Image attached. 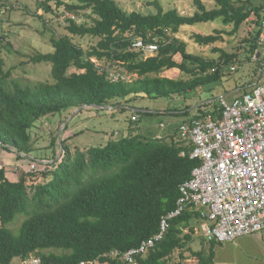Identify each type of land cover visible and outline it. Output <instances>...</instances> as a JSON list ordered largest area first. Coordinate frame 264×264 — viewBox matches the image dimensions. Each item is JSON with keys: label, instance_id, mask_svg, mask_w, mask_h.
I'll use <instances>...</instances> for the list:
<instances>
[{"label": "trees", "instance_id": "trees-1", "mask_svg": "<svg viewBox=\"0 0 264 264\" xmlns=\"http://www.w3.org/2000/svg\"><path fill=\"white\" fill-rule=\"evenodd\" d=\"M209 1L213 4L210 9L201 0H193L195 12L183 16L176 9L163 10L158 2L154 3L156 13L144 15L125 12L115 0H77L76 4L63 7L64 12L73 15V19L63 21L68 35L57 36L45 18L51 12L49 0H38L32 14L42 23L40 35L50 34L54 52L37 53L31 60L34 64L49 63L53 82L23 87L11 78L10 71H3L4 60L0 55V148L10 152L4 146L8 145L29 156L32 152L29 131L35 122L63 112L69 115L83 105L109 106L125 112L127 107L135 108L132 104L139 98L186 100L193 92H211V86L221 82L223 68L233 63L236 55L219 48L212 50L219 54L216 60L190 53L188 44L180 40V31L183 27L217 21L224 27H232L230 34H235L254 16L258 31L252 43L257 51L264 22V0L259 6L251 0ZM60 6L57 2V7ZM1 8L6 12L0 21L9 18L15 7L0 0ZM24 9L31 13L28 7ZM63 11H57V18ZM88 11L95 16L91 25L84 20ZM214 33L194 35L193 44L207 47L220 42L224 32ZM86 36L99 41L88 50L73 42L72 38ZM5 40L0 36V43ZM136 40L157 44V52L145 56L134 49ZM9 47L12 48L10 43ZM177 55L181 57L179 63L174 59ZM99 62L109 66H100ZM173 69L179 70L182 78L160 77ZM113 74L119 78L113 80ZM128 75L136 78L121 79ZM211 99L206 97L205 103L195 107L197 113L193 115L189 105L172 110L171 115L183 119L173 130L172 126L168 128L164 138H157L156 133L152 138L145 137L147 128L132 132L134 127L130 124L126 136L111 139L101 147L72 151L68 144L70 136L62 139L63 153L56 160L60 145L57 137L51 135L52 157L40 161V164L46 161L49 167L25 172L18 181L8 180L5 169L0 168V264H11L15 259L20 264L30 255L39 256L44 264H130L123 256L159 232L161 218L176 208L180 186L200 165L199 160L190 158L194 146L181 138L179 131L195 119L214 116L220 103L216 106ZM136 113L142 115L134 112L133 123L138 119ZM67 129L68 124L63 132ZM18 214H24L25 219L15 235L6 226ZM206 221L204 208H188L169 221L166 233L153 248L145 254L133 255L132 264H185L186 253L196 258L198 264H213V249L219 243L203 238L210 244L206 255L190 247L194 223L200 227ZM175 251L179 252L178 261L171 262Z\"/></svg>", "mask_w": 264, "mask_h": 264}, {"label": "rangeland", "instance_id": "rangeland-1", "mask_svg": "<svg viewBox=\"0 0 264 264\" xmlns=\"http://www.w3.org/2000/svg\"><path fill=\"white\" fill-rule=\"evenodd\" d=\"M8 4L13 5L14 11L11 16L6 17L0 21V36L6 38L5 41L0 43V55L4 60L3 71H10L11 78L17 81L23 87H31L40 83H52L51 78V65L49 63L34 64L32 57L37 53L48 54L53 53L54 49L49 43L50 34L41 36L42 31L41 21L35 17L36 4L38 0H6ZM40 2H46L47 0H39ZM120 8L125 12H138L144 15L156 13L154 3L158 2L162 9L168 11L170 9H176L180 15L192 16L195 12L193 0H115ZM206 4L208 9L213 7V4L209 0H201ZM254 5L259 6L263 3V0H251ZM57 2L61 3V6L57 7ZM77 3V0H49L50 13H46L45 18L49 20V25L56 32L57 36L68 35L66 25L62 19L57 18V11H63L65 4ZM25 7H28L31 13L25 11ZM42 12V11H40ZM39 12V13H40ZM85 24L91 25L94 19V15L91 12H87ZM35 17V18H34ZM81 22L84 23L82 16L80 15ZM256 17L252 16L246 21L235 34H230L232 27H224L217 23H200L190 27H183L180 31V40L184 41L187 45V50L190 53L199 55L205 59H218L219 54L213 53V48H219L227 54H235L236 59L233 63L223 68V77L220 83L211 86L212 90L209 93H190L187 95V99L183 98H139L138 101L132 105L133 109L141 110L142 115L138 116L137 122H131V117L134 115L132 108L127 107V111L120 112L117 110H94L84 109L75 116L72 117L68 123L67 131L62 132V139L71 136L68 141L70 149L73 150H86L90 147L104 146L109 140L121 138L128 134V126L132 124L135 132L136 129L143 131L146 128V136L152 138V134L158 131L157 138L165 137L168 128L174 125H179L183 117L173 116L172 110L181 109L186 105L190 107V114H196L195 107H198L205 103L206 97L211 98L213 104L219 105L220 98L223 97L227 103H231L237 97H240L243 90L253 87L258 80L263 79L264 75V22L262 24L261 33L258 36L257 51L253 49V38L256 37L258 26L254 24ZM215 31H222V40L214 45L207 47L195 46L193 43L194 35H214ZM216 35V34H215ZM75 44H79L84 50L90 49L95 46L99 39L93 37H75L72 38ZM8 43L12 48H8ZM10 49V51H9ZM255 54V57H254ZM261 54L257 58V56ZM176 62H181L179 55L175 56ZM100 66H109L105 62H99ZM235 68V70H231ZM263 71V72H262ZM126 80L132 81L136 76H124ZM160 77H165L173 80L182 78L179 70L173 69L160 74ZM244 86V87H242ZM194 97V98H193ZM197 98V99H195ZM117 109V108H115ZM75 111V110H74ZM73 111V112H74ZM150 113L146 115L145 112ZM67 112L56 114L53 116H47L39 119L35 122L34 126L30 129L29 134L31 137L32 152L27 157L18 158L14 153L4 151L0 148V168H4L6 177L10 181H18L22 174L30 172L32 166L35 169L40 170L45 167L46 161L40 164L41 159H51L52 152L50 145V136L55 135L58 143V131L62 124L59 122L64 118L71 117ZM140 113V114H141ZM170 114V115H169ZM66 119V120H67ZM136 120V119H134ZM65 122V121H64ZM160 123H163L164 128L160 127ZM159 125V126H158ZM176 128V127H175ZM161 135V137H160ZM165 142L169 140L165 139ZM59 144V143H58ZM59 151V149H58ZM58 155V152H57ZM57 158V157H56ZM52 161V160H51ZM31 179L28 178V184ZM25 219L24 214L16 215L13 222L9 223L6 228L17 235L20 225ZM195 231L193 241L190 247L193 251H202L205 255L209 253L210 244L205 242L200 232L199 224L194 223ZM220 246L217 244L214 247V254L223 257L226 254L225 251L217 253ZM179 252L175 251L171 257V262L178 261ZM188 260L185 264H198L196 258L186 253ZM217 259V258H216ZM11 264H19V260L15 259Z\"/></svg>", "mask_w": 264, "mask_h": 264}, {"label": "built area", "instance_id": "built-area-1", "mask_svg": "<svg viewBox=\"0 0 264 264\" xmlns=\"http://www.w3.org/2000/svg\"><path fill=\"white\" fill-rule=\"evenodd\" d=\"M5 12L1 8L0 17ZM59 18L64 21L73 19V15L64 12ZM133 47L145 56L158 50L157 44L142 40H136ZM112 77L119 78L118 74ZM219 103L214 116L209 114L181 126L180 137L194 146L190 158L199 160L200 165L180 186L176 208L161 218L159 232L143 241L137 250L126 253V262L132 264L133 255L153 248L166 233L169 221L192 207L206 210L207 221L200 226V232L207 242H231L264 231V75L231 103L223 97ZM31 169L30 172L37 170L34 166ZM20 264L44 263L39 256L30 255Z\"/></svg>", "mask_w": 264, "mask_h": 264}, {"label": "crops", "instance_id": "crops-1", "mask_svg": "<svg viewBox=\"0 0 264 264\" xmlns=\"http://www.w3.org/2000/svg\"><path fill=\"white\" fill-rule=\"evenodd\" d=\"M259 56L261 54L257 58ZM159 130L158 127L156 135L159 134ZM218 245L220 248L217 253L225 251L226 254H223V257L214 254L213 264H264V231L243 236L231 242L219 243Z\"/></svg>", "mask_w": 264, "mask_h": 264}, {"label": "water", "instance_id": "water-1", "mask_svg": "<svg viewBox=\"0 0 264 264\" xmlns=\"http://www.w3.org/2000/svg\"><path fill=\"white\" fill-rule=\"evenodd\" d=\"M84 109H94V110H107V111H112L113 108L112 107H109V106H98V105H83L79 108H77L74 112H73V115L71 117H69L59 128V131H58V143L60 145L59 147V151H58V155H57V158L56 160H58L61 156H62V147H61V143H62V132L63 130L65 129V127L67 126V124L70 122V120L72 119L73 116H75L76 114H78L79 112H81L82 110ZM134 112H141V110H138V109H132ZM145 112V111H144ZM8 151H10L11 153H14L16 154L17 156H20V157H26L25 155L23 154H20L18 153L14 148H12L11 146H8V145H4Z\"/></svg>", "mask_w": 264, "mask_h": 264}]
</instances>
